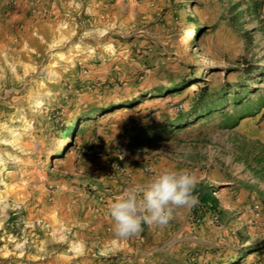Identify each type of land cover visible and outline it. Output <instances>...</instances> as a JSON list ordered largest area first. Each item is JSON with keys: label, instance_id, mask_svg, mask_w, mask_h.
<instances>
[{"label": "rangeland", "instance_id": "obj_1", "mask_svg": "<svg viewBox=\"0 0 264 264\" xmlns=\"http://www.w3.org/2000/svg\"><path fill=\"white\" fill-rule=\"evenodd\" d=\"M228 86L264 93V0H0V264H264V107L195 104ZM164 168L219 206L117 238Z\"/></svg>", "mask_w": 264, "mask_h": 264}, {"label": "clouds", "instance_id": "obj_2", "mask_svg": "<svg viewBox=\"0 0 264 264\" xmlns=\"http://www.w3.org/2000/svg\"><path fill=\"white\" fill-rule=\"evenodd\" d=\"M198 176L187 168H164L156 172L142 191L125 189L110 201L107 211L117 238L129 239L143 231V225L165 228L178 208L199 203Z\"/></svg>", "mask_w": 264, "mask_h": 264}, {"label": "trees", "instance_id": "obj_3", "mask_svg": "<svg viewBox=\"0 0 264 264\" xmlns=\"http://www.w3.org/2000/svg\"><path fill=\"white\" fill-rule=\"evenodd\" d=\"M250 72V69H248L247 73ZM181 83L173 84L172 86L168 87V93H176L178 92L180 88ZM203 86H197L196 89H202ZM230 88L229 92L232 93L231 96H227L226 94L221 93H211L208 88L204 89L199 93L196 100V105L198 108L203 111L206 115H212L214 113H221V107L223 103H225L228 99L232 100V104L234 105V111H235V121L238 118H241L246 115H252L256 113L258 110H260L261 107H264V93L259 94L256 100L251 101L250 99H244L245 94H247V87L243 88L245 89V92L242 91V88L235 89V87H225ZM247 97V96H246ZM243 98V99H242ZM229 117V118H228ZM227 119H230V116H228ZM81 129H84L81 128ZM67 132L70 136L73 135V129L71 127H67L64 130ZM216 188V186H213V188H210L208 184L200 183L197 187V192L199 194V203L193 207V210L195 212H198L200 209V215L202 216L205 212V210H213L216 209L219 206L218 198L215 196V194L212 192V190ZM264 245V241H263ZM254 245H251L249 247H252Z\"/></svg>", "mask_w": 264, "mask_h": 264}, {"label": "built area", "instance_id": "obj_4", "mask_svg": "<svg viewBox=\"0 0 264 264\" xmlns=\"http://www.w3.org/2000/svg\"><path fill=\"white\" fill-rule=\"evenodd\" d=\"M112 165H114V167L118 169V172H123L124 171L123 167H117V166H115L114 163H112Z\"/></svg>", "mask_w": 264, "mask_h": 264}, {"label": "crops", "instance_id": "obj_5", "mask_svg": "<svg viewBox=\"0 0 264 264\" xmlns=\"http://www.w3.org/2000/svg\"><path fill=\"white\" fill-rule=\"evenodd\" d=\"M146 185H144V184H142V185H140V187H142V188H144Z\"/></svg>", "mask_w": 264, "mask_h": 264}]
</instances>
